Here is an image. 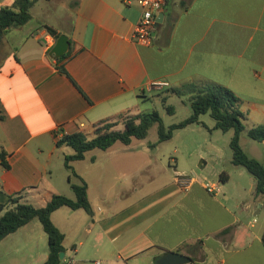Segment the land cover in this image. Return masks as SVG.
<instances>
[{"label": "crops", "instance_id": "0c3cea01", "mask_svg": "<svg viewBox=\"0 0 264 264\" xmlns=\"http://www.w3.org/2000/svg\"><path fill=\"white\" fill-rule=\"evenodd\" d=\"M60 1H38L32 20L0 40V205L17 193L36 207L54 195L74 198V170L94 213L52 214L66 263L157 264L175 251L194 260L188 264H264V223L251 220L264 209L256 182L246 188L258 201L253 212L250 200L210 194L204 181L181 185L150 146L134 147L141 140L91 150L72 169L65 159L74 150L58 146L64 135L89 136L92 126L145 112L159 93L191 82L232 90L264 125V0H168L149 45L133 39L141 8L132 0ZM14 2L0 0V10ZM47 26L69 38L62 60L50 55L57 39ZM156 82L170 86L158 91ZM48 256L36 219L0 244V264H44Z\"/></svg>", "mask_w": 264, "mask_h": 264}, {"label": "trees", "instance_id": "16d2710c", "mask_svg": "<svg viewBox=\"0 0 264 264\" xmlns=\"http://www.w3.org/2000/svg\"><path fill=\"white\" fill-rule=\"evenodd\" d=\"M38 1L40 0H15L12 7H4L0 10V40L10 30L23 27L32 20L31 9ZM46 29L55 39L61 36L53 27L47 26ZM69 53L58 60H62ZM60 71L67 74L64 67H61ZM166 93L162 98V103L168 114H175V107L166 103L171 95H176L179 98H187L193 111L192 115L179 124L167 128L164 126L160 113L153 110L126 117L123 130L113 129L116 123L111 124L109 122L112 119H107L103 122L109 123V125H105L104 130H98L92 138L82 132L64 135L58 141V146L66 144L75 152L73 155L66 156L67 169H72L69 165L71 161L83 160L85 154L91 150H107L117 142L128 145L133 139H146L151 127L155 124L158 125L159 142L171 140L175 130L189 127L192 124H199V117L210 113L216 122V129L223 132L234 130L230 142L233 150L232 164L246 168L255 177L256 195L264 199V165L258 159L248 156L240 144L241 133L247 129L245 125L247 116L242 111V99L232 90L212 83L191 82L181 87L170 88ZM247 134L251 139L263 143L264 125L251 127L248 129ZM6 155L7 153L2 154L3 164L5 168H10L9 164L4 161ZM72 174L74 178L78 179V182H75L72 176L69 177L71 188L75 194L74 198H68L65 195H54L45 206L36 207L31 203L22 202L21 194L17 193L10 196L6 203L1 204L0 244L9 235L17 232L34 219H38L48 236L49 242V256L44 264H70L60 258V254L66 252L64 247L65 234L54 224L52 214L61 207H69L73 210L83 209L91 216L94 213L89 201L87 183L74 170ZM220 177L223 181H226L223 178H228V175L222 173Z\"/></svg>", "mask_w": 264, "mask_h": 264}, {"label": "rangeland", "instance_id": "374dc122", "mask_svg": "<svg viewBox=\"0 0 264 264\" xmlns=\"http://www.w3.org/2000/svg\"><path fill=\"white\" fill-rule=\"evenodd\" d=\"M68 0H61L58 7ZM59 8H56L57 10ZM158 90V89H156ZM163 89H161L162 91ZM160 91V90H158ZM166 91L159 93L162 96L161 100H156L155 103H148L149 109L145 112L157 110L164 122L165 127H170L174 124H179L186 118L190 117L193 113L190 102L186 97L179 98L176 95H171L168 99L167 105L175 107V114H168L165 106L162 103V98L166 95ZM133 115L125 114L122 117H117L111 120V124L116 125L113 127L115 130L124 129V120L126 117ZM245 120L246 128L241 133L240 144L245 150L246 154L252 158L259 156L258 160L264 165V146L260 142L251 139L247 131L253 126L263 125L261 116L256 112L251 115L246 114ZM199 124H192L189 127L177 129L174 131L173 138L165 142H159L158 125L155 124L151 127L146 139L135 141L134 147H147L152 148L157 156L164 162V166L173 174L180 176H189L204 182H211L220 185L224 193L231 194L232 196H239L244 200H250L253 212L258 208L257 200L246 190L251 185V181L256 182L255 177L242 166L235 167L232 164L233 150L231 149L230 142L234 135V130L223 132L215 128L216 122L211 117L210 113L201 115L199 117ZM109 123L100 122L90 130L89 136L92 138L98 130H104L105 125ZM122 146V142L117 144ZM98 151V150H92ZM263 153V157L261 154ZM256 158V159H257ZM205 163H204V162ZM231 162V163H230ZM71 172L74 179V175ZM226 173L228 177L231 175V181H223L221 174ZM234 185V186H233ZM236 185V186H235ZM256 188V187H255ZM255 190V189H254ZM74 194L71 193V197ZM223 195V194H222ZM23 197V195L21 196ZM38 220V219H36ZM251 220H255V225L258 227L264 223V209L261 216H251ZM39 221V220H38ZM40 222V221H39ZM41 223V222H40ZM21 238V243H23ZM18 243H20L18 241ZM3 253L1 257H5L6 246L2 247ZM9 249H22L21 245L9 247ZM29 249H35L30 248Z\"/></svg>", "mask_w": 264, "mask_h": 264}, {"label": "built area", "instance_id": "2783aa9c", "mask_svg": "<svg viewBox=\"0 0 264 264\" xmlns=\"http://www.w3.org/2000/svg\"><path fill=\"white\" fill-rule=\"evenodd\" d=\"M138 7L141 8V17L133 33V39L136 43L149 45L154 38V31L157 27V15L163 11L168 0H132ZM127 3H131L127 0ZM167 82H156L151 85L154 89H164L169 87ZM195 178L189 176L179 177V183L187 187ZM205 188L210 194L217 195L222 192L220 185L211 182H205ZM100 264V262H96Z\"/></svg>", "mask_w": 264, "mask_h": 264}, {"label": "water", "instance_id": "95a60500", "mask_svg": "<svg viewBox=\"0 0 264 264\" xmlns=\"http://www.w3.org/2000/svg\"><path fill=\"white\" fill-rule=\"evenodd\" d=\"M165 16L164 13H161L160 17L157 19V25L160 24ZM70 48L69 38L62 34L57 40L55 46L51 49L50 55L55 58H61L66 55ZM204 162V161H203ZM205 163V162H204ZM65 253L60 254V258L63 260ZM192 262V258L188 255L175 252L167 251L160 255L157 264H188Z\"/></svg>", "mask_w": 264, "mask_h": 264}]
</instances>
